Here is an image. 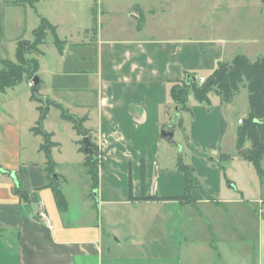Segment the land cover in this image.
Instances as JSON below:
<instances>
[{"label": "crops", "instance_id": "0c3cea01", "mask_svg": "<svg viewBox=\"0 0 264 264\" xmlns=\"http://www.w3.org/2000/svg\"><path fill=\"white\" fill-rule=\"evenodd\" d=\"M36 3L0 0V52L7 54L17 48L20 38L29 37V13ZM102 12L101 18L105 16L107 22L99 26L97 11L95 37H90L87 28L79 41L61 38L63 51L55 47L58 55L53 61L48 62L44 45L38 57L39 93L63 104L74 115L87 117L84 126L100 152L99 186L93 197L87 193L84 198L86 216L72 215L67 206L62 210L52 187L55 182L60 184V174L54 178L48 174L42 136L34 134L32 126L22 136V124L10 122L0 164V264H173L169 256L175 246L190 257L186 264H264V217L256 211L264 194L244 199L234 198L233 184L224 190V166L212 160L221 149L230 154L224 138L211 146H200L198 150L207 157L188 163L195 167L214 200L193 190V201H189L176 199L185 194V175L176 168L173 145L177 143L162 136L168 129L174 130L175 138L178 129L171 128L176 124L172 111L179 119L171 85L186 78L187 72L206 78L220 61H231L235 55L227 57L225 53L229 40L223 36L206 38L201 31H175L173 25L159 23L158 9L142 1L126 8L123 20L118 12ZM51 76L56 77L57 92H64L63 100L55 96ZM29 84L33 86L32 81ZM192 96L190 112L202 113L203 104H197ZM29 100L36 104V123L39 104L32 100V94ZM233 101H221L227 125L225 111H233ZM167 118L170 123H166ZM182 118L185 122V113ZM51 133L53 140L57 134ZM179 141L177 146L183 152L185 144ZM56 143L63 148L62 142ZM18 187L26 197L16 192ZM247 200L255 203L254 210L248 204L244 209ZM42 208L47 221L38 216ZM175 230L181 238L179 245L174 243ZM139 251H149L155 258H140ZM196 255L198 260H194Z\"/></svg>", "mask_w": 264, "mask_h": 264}, {"label": "rangeland", "instance_id": "374dc122", "mask_svg": "<svg viewBox=\"0 0 264 264\" xmlns=\"http://www.w3.org/2000/svg\"><path fill=\"white\" fill-rule=\"evenodd\" d=\"M25 1L30 2L31 0ZM135 1H142L144 4L150 5V8L155 7L158 9L159 12L156 20L159 23L162 21L169 26L173 25L175 31H184L185 33L189 31L190 34L193 33V31H201V36L205 34L206 38H211L213 36H223L227 38L230 43L225 51L227 57L230 55L245 54L251 60H255L260 56H264V4L262 0H42L41 4H37V2L34 10L32 9L31 13H29L32 15L29 20V39L20 38L18 41L33 42L32 30L39 26L40 15L48 17L51 22L58 26L57 35L59 39L68 36L69 39L79 41L88 32L86 30L87 28L90 31V37L91 35L95 37L97 29L94 30L92 19L93 16H97V11L100 13L99 26H101L102 23L107 22L105 16L101 18L102 11L118 12L123 20V12ZM80 24H84V26ZM97 25L98 22L95 26ZM204 29L206 30L205 33L203 31ZM54 38V35L50 32L42 49L44 52L49 53L47 57L48 62L53 61L58 55L56 54L57 52H55L57 47L54 43ZM7 44H9V42H7ZM41 46L39 47L40 50ZM0 54L4 57L3 59L14 62L17 61L16 47L12 51L11 49L7 51L8 55L3 53V51L0 52ZM24 57L33 59L37 57V55L27 50ZM38 75L40 76L39 73ZM42 76L49 80V77L45 74H42ZM55 78L56 77L51 76L50 82L52 84V90L59 100H63L62 96L64 92L58 93L55 89ZM43 89H45L44 86H42V90ZM33 93L34 90L28 80H24L14 87H8L4 91L0 90V127L3 126L1 130L4 134H0V164H3V157L6 153V149L4 150V138L8 135L10 122L16 120L15 123L22 124V136L27 133L28 127H34L36 124L34 121L36 104L31 103L29 100L30 95H33ZM248 96V89L242 87L234 98L233 103L236 102L233 104V111L231 113L228 110L225 111V113L228 114H226V116L229 118V124H226L225 132L222 135V99L220 95L211 93V105L203 104L202 107L204 111L202 113H199V111L195 109H193V113H185V124L183 125L186 126V132L182 128L178 127L177 129L174 140L178 146H180L179 143L181 142L179 140H181L185 144L186 150L182 152L180 147L176 144L173 145L175 147L173 151L177 154V158L179 154H182L187 164L190 162L197 163V158L199 159L203 154L198 150L200 146H205L206 143L208 146H211L224 138V146L232 157L230 161H222L224 169L221 172V179L224 190L233 184L234 198L243 197L244 199H249L253 194V196H257L258 193L264 194V174L262 175L258 171L255 164L242 159L238 155L236 148L238 118L242 117L243 119L248 115ZM195 102L199 105L202 104L196 100ZM175 113V111H172L171 117L174 118V122L177 124L179 119ZM212 113L213 115L207 117V115ZM63 120L64 119L61 118V111L56 107H51L46 118L44 129L49 132L55 131L57 135L53 140L55 142H62L63 148H58L57 145L54 149L52 148L56 160V168L55 172L50 175L53 177L54 173L60 174L58 176L60 184L57 182H55V184L59 186L65 198L66 206L68 208L70 207L72 215L78 214L79 217H82L86 216L87 211L83 209L85 208L83 204L84 198L87 193L89 197H91V195L93 197L95 195V190L92 187L91 175L88 173V168L85 165V153H80L78 150V147H80L78 141L82 140L83 137L80 138L70 122L65 125ZM170 122L171 119L167 118L166 123ZM60 126H62V131ZM186 135L189 136L190 145L197 149L199 153L194 151L186 142ZM41 140L44 143L43 137ZM183 146L184 145H182V147ZM163 149L165 156L166 147H163ZM77 150L78 154L76 152ZM220 151V154L224 153L222 149ZM219 156L217 158H219ZM172 166H174V161ZM260 167L264 172V161L261 162ZM200 170H202L201 167ZM210 176H212V173H210ZM201 183L203 182L201 181ZM213 184L217 190V181L213 182ZM246 202L244 209L250 206V208L254 210L255 203L248 200ZM256 204V211L258 212L260 209L259 201ZM97 214L98 213H96V215ZM102 215L103 214H100V218ZM250 225L251 224H248V226ZM120 230L122 234H125L126 231L124 228ZM180 240L181 238L178 236L177 230H175L174 243H178ZM126 253L129 254L130 250L127 249ZM146 255L151 257H147ZM138 256H140V258L147 257L145 259L155 258V255H152L149 251H139ZM187 256L188 255H184L178 250V246H175L169 258L174 259L173 264H183V262L186 264V261L190 258ZM199 258L200 257L196 255L194 260H198ZM236 264H241V262L238 261Z\"/></svg>", "mask_w": 264, "mask_h": 264}, {"label": "trees", "instance_id": "16d2710c", "mask_svg": "<svg viewBox=\"0 0 264 264\" xmlns=\"http://www.w3.org/2000/svg\"><path fill=\"white\" fill-rule=\"evenodd\" d=\"M39 0H31V3H36ZM263 4H264V0ZM134 9L140 14L142 10L139 6L135 5ZM97 23V17L93 16L92 25L94 30ZM54 35V43L60 52L63 51L64 41H61L57 35V27L47 17L40 15L39 26L33 31V42L30 41H18L16 48L17 61H11L8 59L0 60V90L4 91L8 87H14L24 80L32 81V79L38 75L39 60L38 57L43 54V51L39 49L41 45H44L49 33ZM37 55L33 59L24 57L26 51ZM194 75L195 73L187 72L186 76ZM242 87H246L249 92V112L247 117L242 119V123L237 128V141L236 148L238 155L248 162L256 165L258 171L263 175L260 165L264 161V56H260L255 60H251L245 54H237L231 61H220L216 69L208 75L203 82H200L199 78L196 80H190L186 82V78L175 81L170 88V94L178 108L179 121L175 124V127L184 128V120L182 118L184 113L190 112L189 100L190 96L202 104L211 105V93H216L221 96L222 102L231 103L235 96L239 93ZM33 89V86H32ZM40 90V86H39ZM32 100L39 102L38 111L39 117L32 132L36 135H41L44 138V143L41 146V150L45 153L46 169L48 174L55 172L56 162L52 154V148L57 143L52 140L53 133L44 129V122L48 116L51 107H56L61 111V118L70 122L73 129L79 136H90L92 141L90 130L84 126L87 117H78L63 106V104L56 102L48 97L35 93L32 95ZM226 122L222 120V135L225 132ZM186 134V133H185ZM186 142L196 152L197 149L193 148L189 143V136H185ZM80 143L79 151L85 153V165L88 168V173L91 175L92 187L97 189L99 186V165H100V152L98 145L92 141L93 154H89L84 151V143L82 140ZM250 146H247V143ZM199 153V152H198ZM201 154V153H200ZM202 156H206L202 154ZM207 157V156H206ZM211 158V157H209ZM231 155L227 153H221L219 158H212L221 166L222 161L231 160ZM176 168L185 175L186 191L182 197L176 199L189 200L192 199V191L199 189L210 200H214L212 196L206 191L203 183L196 175V169L194 166L187 164L182 154H179L177 158ZM143 183H145V171L142 172ZM55 197L58 206L64 210L66 208L65 198L60 191L57 184L53 186ZM17 193L26 197V192L22 191L19 187L16 189ZM133 199V197L131 196ZM141 198V197H140ZM146 198V197H142ZM264 201V200H263Z\"/></svg>", "mask_w": 264, "mask_h": 264}, {"label": "water", "instance_id": "95a60500", "mask_svg": "<svg viewBox=\"0 0 264 264\" xmlns=\"http://www.w3.org/2000/svg\"><path fill=\"white\" fill-rule=\"evenodd\" d=\"M196 79L197 78L195 75L188 74L186 76V82H189L190 80H196ZM40 82H41V79H40L39 75H36L32 79L33 90H34V93L36 94V96H38V93H39ZM176 110H178V108H176ZM162 136L165 138H168L169 141H173L174 140V130L164 129L162 131ZM82 141L84 143V151L89 153V154H93L92 141L90 139V136H84ZM53 176L57 177L56 173H54Z\"/></svg>", "mask_w": 264, "mask_h": 264}, {"label": "built area", "instance_id": "2783aa9c", "mask_svg": "<svg viewBox=\"0 0 264 264\" xmlns=\"http://www.w3.org/2000/svg\"><path fill=\"white\" fill-rule=\"evenodd\" d=\"M199 80H200V82H203L205 80V78H200ZM239 122H242V119H240ZM259 206H260V209H259L258 213L260 212V216L264 217V201L263 200L260 201ZM38 216H40L43 220H46V221L48 220L47 215H46L43 208L39 209Z\"/></svg>", "mask_w": 264, "mask_h": 264}]
</instances>
